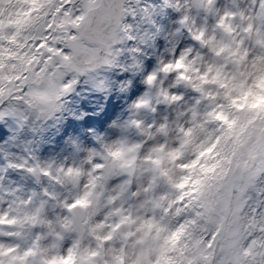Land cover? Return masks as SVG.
Returning <instances> with one entry per match:
<instances>
[{
  "label": "snow or ice",
  "instance_id": "snow-or-ice-1",
  "mask_svg": "<svg viewBox=\"0 0 264 264\" xmlns=\"http://www.w3.org/2000/svg\"><path fill=\"white\" fill-rule=\"evenodd\" d=\"M17 2L15 21L0 18V264H264V106L242 99L264 82V0ZM185 33L196 46L177 56ZM161 36L173 59L133 107L178 105L174 134L168 116L133 119L143 141L43 160L36 135L79 78L104 90L102 72L141 71ZM137 161L148 178L134 185ZM132 197L151 209L134 232Z\"/></svg>",
  "mask_w": 264,
  "mask_h": 264
},
{
  "label": "rangeland",
  "instance_id": "rangeland-1",
  "mask_svg": "<svg viewBox=\"0 0 264 264\" xmlns=\"http://www.w3.org/2000/svg\"><path fill=\"white\" fill-rule=\"evenodd\" d=\"M18 4L17 0H10L3 5H0V18L4 20L5 27H7L9 20L6 19L8 16L9 9L12 5ZM16 14L18 10L14 11ZM178 18V17H177ZM13 21V20H12ZM169 29L175 26L169 21L167 22ZM190 36L185 33L179 42V46L176 51V55H179L181 49L187 46H196L190 41ZM170 47L168 41L163 37H158L155 42V47L149 53V56L144 60V66L141 71L136 73H125L119 69L109 70L107 72H102V75L107 77L109 80V86L104 90H97L90 82H86L88 78L86 76H81L80 83L76 87V90L68 96V111L63 114H58L60 116L59 122L49 121L48 125L36 135L37 154L43 159H53L60 158L64 159L67 157L68 163H79L80 159L86 155V150L90 148H98L101 139L104 140H125L123 137L125 135V126L129 123L132 118V108L135 102L142 98L145 93L152 91L149 86L145 83V77L159 68V57L163 56L165 59H171L172 55L168 53L167 49ZM154 59V60H153ZM131 79V85L127 84V81ZM174 80V75L169 76L168 80L165 82L166 86ZM181 87L173 88L172 91L176 93H181ZM95 90L98 94L96 99L90 96L91 90ZM257 92V87L252 89V94L248 97V104H251L253 100V95ZM260 95H264V90L259 92ZM186 96V95H185ZM191 94H187L186 101L190 100ZM112 100H120L119 107L115 110V113L110 118L106 127L98 131L90 124L88 120V113L91 112V106L94 103H99L101 106L110 103ZM97 101V102H95ZM258 109V108H257ZM171 109L169 106L161 104L158 107V111L155 114L145 111L143 113L144 118L147 123H152L153 120H161L164 116L168 115ZM180 111L178 109L176 113ZM179 123V121H177ZM170 133L174 134V128L172 124L169 125ZM170 134L167 137L169 146H171V141L173 135ZM96 138L98 145H95L92 140ZM157 141H162L163 138L157 137ZM127 140V139H126ZM117 142V141H116ZM79 146V150L77 147ZM59 163V159H57ZM147 165H143V170L140 167V161H137L136 178L133 184L143 182L148 178ZM166 189H161L164 191ZM128 210L131 212L132 218L135 224L131 226V231H135L136 226L141 224L145 219L146 215H151V209L147 206H141L140 202L132 197L128 200L126 205ZM53 211H55L53 209ZM98 211L102 214L104 209L101 207ZM159 219V217H157ZM164 234L161 233V236ZM117 248L120 242L127 245L128 251L131 254L134 249L132 248L131 238L116 237ZM163 242L162 240L160 241ZM88 243L87 238L81 241L82 245ZM110 255V253H105V256Z\"/></svg>",
  "mask_w": 264,
  "mask_h": 264
},
{
  "label": "clouds",
  "instance_id": "clouds-1",
  "mask_svg": "<svg viewBox=\"0 0 264 264\" xmlns=\"http://www.w3.org/2000/svg\"><path fill=\"white\" fill-rule=\"evenodd\" d=\"M189 47V46H187ZM198 47V46H197ZM205 55H207V53L205 52ZM163 57V56H161ZM160 58V57H159ZM158 58V59H159ZM165 59V58H164ZM173 59V57L171 58ZM165 60H170V59H165ZM159 67H160V64H159ZM151 74V73H149ZM148 74V75H149ZM147 77V76H146ZM145 77V79H146ZM169 78V77H168ZM261 90H264V82H262V84H259L257 85V92L253 95V100L251 102V104H254L257 108H260L261 106H264V98L261 97V95L259 94V92ZM152 93H153V96H154V93H155V89H152ZM252 94V93H251ZM250 94H246L243 96V101H246L248 102V97H249ZM139 100V99H138ZM137 100V101H138ZM136 101V102H137ZM135 102V103H136ZM185 103H187V101H185ZM169 108L171 109L169 112H168V117H169V125L171 124V122L174 120V116L173 114L179 109V106H169ZM146 110L144 109H136V108H132V118L131 120L133 119H141V120H145L146 122V119L144 118L143 116V113L145 112ZM130 120V121H131ZM157 123L160 122V120H155ZM59 122V121H58ZM147 123V122H146ZM141 133V130L140 129H137L135 127H132V126H129V123L125 126V135L123 137H125L127 139V141L129 143H135V142H138V141H143L145 139V137L143 135L140 134ZM119 139L117 140H104V139H101L100 142H99V147L97 148L99 151L101 152H105L106 153V148H105V145H107L108 147L112 148L113 150L116 149L117 147V144H116V141H118ZM147 147V145H145V148ZM98 162H103V163H108V161H98ZM85 179H87V177H85ZM111 183H114V182H111Z\"/></svg>",
  "mask_w": 264,
  "mask_h": 264
},
{
  "label": "bare ground",
  "instance_id": "bare-ground-1",
  "mask_svg": "<svg viewBox=\"0 0 264 264\" xmlns=\"http://www.w3.org/2000/svg\"><path fill=\"white\" fill-rule=\"evenodd\" d=\"M23 8H24V5L21 6L20 4H16V5L13 4L9 9L8 16L6 17V19L9 21H12V20L15 21L17 17L19 16V14L18 13L16 14L14 11H16L17 9L20 11L21 10L23 11Z\"/></svg>",
  "mask_w": 264,
  "mask_h": 264
}]
</instances>
